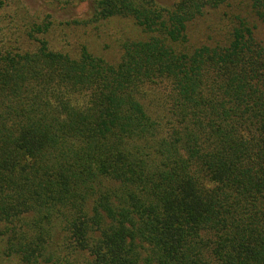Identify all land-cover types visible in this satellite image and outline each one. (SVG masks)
Returning <instances> with one entry per match:
<instances>
[{"label":"trees","instance_id":"1","mask_svg":"<svg viewBox=\"0 0 264 264\" xmlns=\"http://www.w3.org/2000/svg\"><path fill=\"white\" fill-rule=\"evenodd\" d=\"M88 2L0 0V264H264V0Z\"/></svg>","mask_w":264,"mask_h":264},{"label":"rangeland","instance_id":"2","mask_svg":"<svg viewBox=\"0 0 264 264\" xmlns=\"http://www.w3.org/2000/svg\"><path fill=\"white\" fill-rule=\"evenodd\" d=\"M161 3L169 4L173 0H159ZM26 4L30 8L31 12L37 16L42 17L46 13H53L59 19H87L90 15L89 2L88 0H25ZM239 3L236 8H238ZM242 9V7H241ZM125 28L130 29V24L126 25ZM83 30V29H82ZM91 31V30H90ZM81 32V30H79ZM82 36H85L83 33ZM95 41V40H94ZM102 42V40H99ZM103 41L111 42L108 35H103ZM95 48H99L97 44L94 45Z\"/></svg>","mask_w":264,"mask_h":264}]
</instances>
